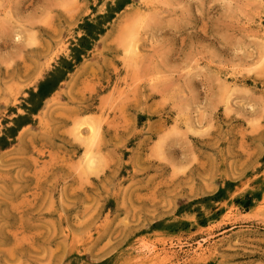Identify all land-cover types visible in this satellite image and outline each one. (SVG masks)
<instances>
[{
    "label": "rangeland",
    "instance_id": "rangeland-1",
    "mask_svg": "<svg viewBox=\"0 0 264 264\" xmlns=\"http://www.w3.org/2000/svg\"><path fill=\"white\" fill-rule=\"evenodd\" d=\"M0 264H264V0H0Z\"/></svg>",
    "mask_w": 264,
    "mask_h": 264
},
{
    "label": "bare ground",
    "instance_id": "bare-ground-1",
    "mask_svg": "<svg viewBox=\"0 0 264 264\" xmlns=\"http://www.w3.org/2000/svg\"><path fill=\"white\" fill-rule=\"evenodd\" d=\"M77 140V139H76Z\"/></svg>",
    "mask_w": 264,
    "mask_h": 264
}]
</instances>
